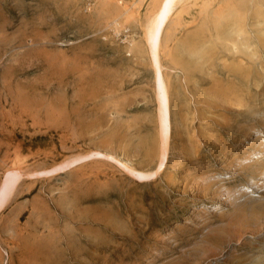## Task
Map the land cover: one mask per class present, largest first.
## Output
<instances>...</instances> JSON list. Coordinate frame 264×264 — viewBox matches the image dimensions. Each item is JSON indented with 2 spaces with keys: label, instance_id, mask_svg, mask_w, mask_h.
Masks as SVG:
<instances>
[{
  "label": "rangeland",
  "instance_id": "rangeland-1",
  "mask_svg": "<svg viewBox=\"0 0 264 264\" xmlns=\"http://www.w3.org/2000/svg\"><path fill=\"white\" fill-rule=\"evenodd\" d=\"M0 0V264H264V0ZM100 151L51 174L70 156ZM158 151V152H157Z\"/></svg>",
  "mask_w": 264,
  "mask_h": 264
},
{
  "label": "bare ground",
  "instance_id": "bare-ground-1",
  "mask_svg": "<svg viewBox=\"0 0 264 264\" xmlns=\"http://www.w3.org/2000/svg\"><path fill=\"white\" fill-rule=\"evenodd\" d=\"M177 0H162L156 12L149 20L146 27V43L152 59L154 68V82L156 91V100L158 107V119L160 128V145H159V157L157 166L153 170L138 169L131 165H124L125 169L131 174V177L138 182H147L154 179L160 171L163 169L166 161L167 150L169 149V133H170V106H169V94L164 82V77L161 71L160 64V46H161V34L164 24L173 9ZM158 152V151H157ZM100 151L89 152L84 155L70 156L60 162L57 166L50 168L46 171H39L42 174H51L55 171L65 170L76 165L79 162H84L87 159L102 156ZM22 172L18 168H12L5 171L0 182V209L6 204L7 200L13 193L16 184Z\"/></svg>",
  "mask_w": 264,
  "mask_h": 264
}]
</instances>
